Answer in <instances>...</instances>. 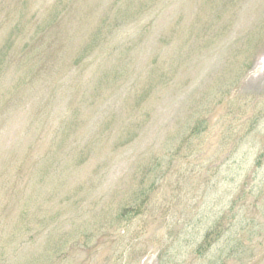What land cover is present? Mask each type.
<instances>
[{
    "label": "rangeland",
    "instance_id": "374dc122",
    "mask_svg": "<svg viewBox=\"0 0 264 264\" xmlns=\"http://www.w3.org/2000/svg\"><path fill=\"white\" fill-rule=\"evenodd\" d=\"M0 264H264V0H0Z\"/></svg>",
    "mask_w": 264,
    "mask_h": 264
},
{
    "label": "trees",
    "instance_id": "16d2710c",
    "mask_svg": "<svg viewBox=\"0 0 264 264\" xmlns=\"http://www.w3.org/2000/svg\"><path fill=\"white\" fill-rule=\"evenodd\" d=\"M58 33H61V30L45 32L41 37L35 40L36 42L34 41L29 44L28 48L31 49L30 52H35L37 50L38 52L35 54L40 60L42 58L44 59L38 72H41V67H43L46 62L55 60L58 54L65 48V43L58 37Z\"/></svg>",
    "mask_w": 264,
    "mask_h": 264
}]
</instances>
